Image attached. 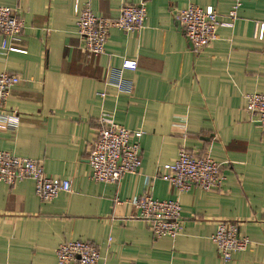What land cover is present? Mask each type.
Returning a JSON list of instances; mask_svg holds the SVG:
<instances>
[{
	"label": "crops",
	"instance_id": "0c3cea01",
	"mask_svg": "<svg viewBox=\"0 0 264 264\" xmlns=\"http://www.w3.org/2000/svg\"><path fill=\"white\" fill-rule=\"evenodd\" d=\"M125 4L146 9L144 28L111 29L104 54L94 58L81 49L74 0H0L25 25L10 45L26 51L0 50V73L21 79L6 103L19 126L0 129V151L37 160L46 176L71 183L70 193L41 202L30 180L0 182V264H56L65 241L93 243L98 264H222L211 241L222 222L250 240L230 264H264V132L243 100L264 95V0H242L233 26L220 27L198 52L175 11L212 7L226 22L233 0H90L92 13L110 20ZM123 60L138 62L122 73L131 92L105 83ZM103 111L143 132L139 173L115 184L90 179L88 147ZM180 148L221 164L222 187L178 194L159 179ZM142 195L180 203L176 239L153 237L130 203Z\"/></svg>",
	"mask_w": 264,
	"mask_h": 264
},
{
	"label": "built area",
	"instance_id": "2783aa9c",
	"mask_svg": "<svg viewBox=\"0 0 264 264\" xmlns=\"http://www.w3.org/2000/svg\"><path fill=\"white\" fill-rule=\"evenodd\" d=\"M242 0H233L226 16L227 21H219L212 7L201 8L189 5L175 11V19L181 25L186 39L195 52L209 47L217 40V30L232 27L237 19ZM77 15L76 34L82 42V51L94 58L104 54L111 29L127 34H137L145 26L146 9L143 6L122 5L118 18L114 20L96 16L90 8V0H74ZM24 22L16 9L0 6V50L25 54L26 51L10 45L18 40L24 30ZM136 60H123L119 68H112L105 83L120 92H131L133 84L122 77L123 71H136ZM21 81L19 76L7 72L0 73V129L14 131L19 126V117L7 111L6 103L14 87ZM105 98V93H99ZM245 111L250 121L264 132V95L249 93L243 96ZM98 123L100 128L88 147L90 179L100 184L118 183L124 175H137L141 169L140 138L142 131H130L116 124L114 117L102 112ZM158 178L168 183L178 194L192 189L212 191L222 187L224 177L221 164L209 155L196 157L185 148H180L176 158L163 166ZM30 180L34 194L41 202H51L60 193H70L71 183L64 179L46 176L41 162L18 157L0 151V182L12 186ZM118 202V201H117ZM130 203L139 211V218L151 228L155 239H176L181 231V205L177 200L160 201L148 195L134 198ZM222 264H230L232 255L245 251L250 245L247 237L239 235L235 223H218L211 236ZM56 264H98V248L87 241H65L55 250Z\"/></svg>",
	"mask_w": 264,
	"mask_h": 264
},
{
	"label": "water",
	"instance_id": "95a60500",
	"mask_svg": "<svg viewBox=\"0 0 264 264\" xmlns=\"http://www.w3.org/2000/svg\"><path fill=\"white\" fill-rule=\"evenodd\" d=\"M179 23V22H178Z\"/></svg>",
	"mask_w": 264,
	"mask_h": 264
}]
</instances>
